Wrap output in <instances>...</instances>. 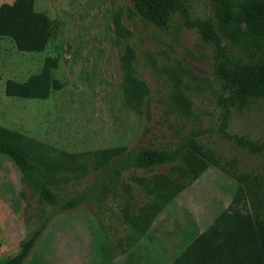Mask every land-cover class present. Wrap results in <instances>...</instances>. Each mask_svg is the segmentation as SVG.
Masks as SVG:
<instances>
[{
	"label": "rangeland",
	"instance_id": "rangeland-1",
	"mask_svg": "<svg viewBox=\"0 0 264 264\" xmlns=\"http://www.w3.org/2000/svg\"><path fill=\"white\" fill-rule=\"evenodd\" d=\"M34 7L53 18L58 31L40 52L18 50L9 38H0V128L41 143L62 161L67 176L60 182L62 194L90 186L108 166L94 153L101 149L172 148L190 137L211 150L217 163L167 201L156 180L177 176L182 161L132 168L92 202L49 207L54 213L24 264H101L103 241L111 252L109 264H168L228 207L235 175L260 174L264 168V152H250L219 130L222 87L212 74L213 45L178 16L168 30L143 20L131 0H35ZM189 11L192 17L212 18L234 56L246 59L264 51V37L243 25L220 26L210 0H189ZM124 42L133 47L136 76L148 89L138 107L123 100ZM55 55L59 90L46 99L5 94L6 79L24 80L46 56ZM226 132L264 141V99L233 107ZM40 206L19 168L0 154V261L15 255ZM142 210L151 212L147 227L137 218Z\"/></svg>",
	"mask_w": 264,
	"mask_h": 264
},
{
	"label": "trees",
	"instance_id": "trees-1",
	"mask_svg": "<svg viewBox=\"0 0 264 264\" xmlns=\"http://www.w3.org/2000/svg\"><path fill=\"white\" fill-rule=\"evenodd\" d=\"M140 18L168 30L173 18L194 28L212 44L215 60L212 74L220 83L223 109L219 130L237 145L250 152L263 153L264 141L244 135L228 134L227 121L233 107H242L254 99H264V51L254 57L240 58L230 53L210 17H192L189 0H131ZM220 26L243 25L251 34L264 37V0H210ZM35 0H12L0 3V38L7 37L21 51L40 52L58 31L57 22L36 10ZM115 24L121 28L118 20ZM121 87L125 104L138 107L148 89L136 76L135 52L124 42L119 54ZM58 56H46L40 68L24 80L6 79L4 92L17 98L46 99L62 87L56 76ZM105 157L108 166L96 173L90 186L70 195L62 194V161L53 157L41 143L0 128V154L10 158L23 179L36 191L41 204L33 228L19 241L18 250L0 264H24V260L53 215L50 208L71 209L82 201H94L107 186L132 168L150 169L182 161L177 176L160 175L156 183L164 200H170L184 184L200 176L217 163L213 152L188 137L172 148L154 145L113 147L94 152ZM236 188L226 209L218 212L206 228L196 233L168 264H264V168L260 174L238 173ZM50 207V208H49ZM146 210L138 213L142 227L150 218ZM103 241L101 264H109L111 252Z\"/></svg>",
	"mask_w": 264,
	"mask_h": 264
}]
</instances>
